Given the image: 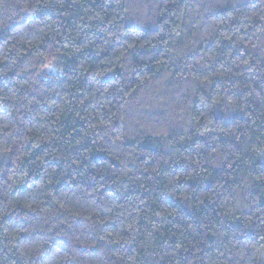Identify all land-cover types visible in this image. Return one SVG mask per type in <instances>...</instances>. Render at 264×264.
<instances>
[{"label": "trees", "instance_id": "16d2710c", "mask_svg": "<svg viewBox=\"0 0 264 264\" xmlns=\"http://www.w3.org/2000/svg\"><path fill=\"white\" fill-rule=\"evenodd\" d=\"M0 264H264V0H0Z\"/></svg>", "mask_w": 264, "mask_h": 264}, {"label": "rangeland", "instance_id": "374dc122", "mask_svg": "<svg viewBox=\"0 0 264 264\" xmlns=\"http://www.w3.org/2000/svg\"><path fill=\"white\" fill-rule=\"evenodd\" d=\"M56 72V68L54 66L51 65H47L43 68V75L44 73H55Z\"/></svg>", "mask_w": 264, "mask_h": 264}]
</instances>
